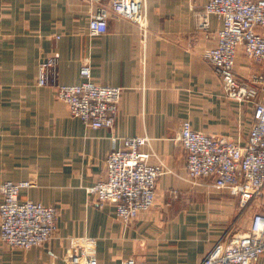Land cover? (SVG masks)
Here are the masks:
<instances>
[{
	"label": "crops",
	"instance_id": "obj_1",
	"mask_svg": "<svg viewBox=\"0 0 264 264\" xmlns=\"http://www.w3.org/2000/svg\"><path fill=\"white\" fill-rule=\"evenodd\" d=\"M110 2L102 7L110 10ZM207 2L146 0V34L112 15L107 33L91 36L87 1L0 0V185L33 182L20 199L59 211L56 239L28 251L0 241V264H67L71 236L96 238L101 264L129 258L202 264L216 244L226 243L220 240L229 203L195 202L206 188L217 189L209 180L188 179L186 154L176 141L187 120L198 131L230 139L247 135L252 124V106L226 98L207 58L221 29L215 16L208 33L198 28ZM51 56L58 57L59 84H79L81 68L89 65L95 82L123 89L113 129H91L71 115L53 87L37 85L40 64ZM253 65L241 53L237 74L264 71ZM113 136L147 137L142 150L168 170L158 180L155 208L129 224L87 193L106 177Z\"/></svg>",
	"mask_w": 264,
	"mask_h": 264
},
{
	"label": "built area",
	"instance_id": "obj_2",
	"mask_svg": "<svg viewBox=\"0 0 264 264\" xmlns=\"http://www.w3.org/2000/svg\"><path fill=\"white\" fill-rule=\"evenodd\" d=\"M89 3V32L100 36L108 31L110 16L121 17L148 31L146 0H84ZM211 16L221 24L216 45L208 50L210 65L220 75L227 99L250 104L252 124L247 135L236 139L196 130L187 120L176 138L186 154L190 181L209 180L213 186L236 197L241 207L257 208L249 230L229 243H218L202 264H254L264 255V71L246 80L238 76L240 54L264 67V0H208L198 20V28L208 33ZM58 57L46 58L39 67L37 85L51 86L65 102L71 115L93 130L113 129L123 89L103 86L92 78L89 65L80 71L79 84H59ZM113 148L106 159V177L87 193L100 207L111 205L124 224L135 221L155 205L159 178L168 172L162 163L152 164V155L142 148L147 137H112ZM122 142V147H118ZM30 181H7L0 185V241L13 249L28 251L43 247L58 234L56 207L31 200L22 201L21 192L33 188ZM176 196L177 191H172ZM67 264H101L98 241L91 236H71ZM120 264H138L134 258Z\"/></svg>",
	"mask_w": 264,
	"mask_h": 264
},
{
	"label": "rangeland",
	"instance_id": "obj_3",
	"mask_svg": "<svg viewBox=\"0 0 264 264\" xmlns=\"http://www.w3.org/2000/svg\"><path fill=\"white\" fill-rule=\"evenodd\" d=\"M247 61L251 62L252 64H254L253 65L254 69L259 68V65H257L253 61H251L249 59H247ZM244 75L245 74H243V75L241 74L239 76L241 78H243V79H246V80H251L252 77L256 76V75L253 74V75L250 76L251 78L249 77L250 78L249 79V78H246V77H248L247 76L248 74L245 77H244ZM210 184H209V186H211ZM177 194H178V192H177ZM198 197H199L198 194H196L195 197H194V200H196L195 201L196 203L201 202V203H204V204H212V205H227L229 203L231 211H228V216H229V214H230V216L226 220L225 228L221 229L223 234H222V238L220 240V241H223V242H226V243L228 241L234 239L236 236H240V235L245 234L248 231L249 227H250L252 217L257 212V208H255V207L254 208L241 207L240 202L238 201V199L236 197L230 195L229 193L217 191V190H214V189L209 188V187L206 188L205 191H201L200 198H198ZM206 198H207V200H204ZM175 199L176 198H173L172 200H175ZM155 206H156V203H155L154 207L151 210H153L155 208ZM57 236H58V234L56 235V237H54V239H56ZM54 239H52L51 241H53ZM224 239H226V240H224ZM65 242H66V240H65ZM262 258L264 259V255L262 257H260L259 260L262 259ZM258 263L259 262L257 261L254 264H258Z\"/></svg>",
	"mask_w": 264,
	"mask_h": 264
}]
</instances>
